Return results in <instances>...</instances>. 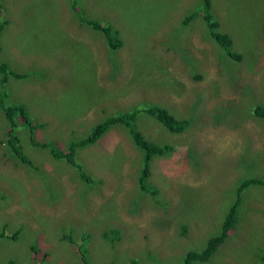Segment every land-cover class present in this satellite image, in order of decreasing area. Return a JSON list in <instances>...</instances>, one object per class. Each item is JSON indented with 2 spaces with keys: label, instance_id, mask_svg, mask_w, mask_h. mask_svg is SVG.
<instances>
[{
  "label": "rangeland",
  "instance_id": "1",
  "mask_svg": "<svg viewBox=\"0 0 264 264\" xmlns=\"http://www.w3.org/2000/svg\"><path fill=\"white\" fill-rule=\"evenodd\" d=\"M204 12L238 61L209 38ZM0 19V64L29 75L7 80L4 102L42 126L35 141L65 151L136 106L187 123L171 134L137 118L148 141L173 149L151 160L152 196L137 187L141 156L119 126L76 148L74 165L17 126L20 158L0 109V264H79L77 246L86 264H180L219 235L241 183L264 179V0H209L208 10L201 0H0ZM82 19L109 24L120 46ZM240 189L234 229L193 264H264V184Z\"/></svg>",
  "mask_w": 264,
  "mask_h": 264
},
{
  "label": "trees",
  "instance_id": "2",
  "mask_svg": "<svg viewBox=\"0 0 264 264\" xmlns=\"http://www.w3.org/2000/svg\"><path fill=\"white\" fill-rule=\"evenodd\" d=\"M202 6L204 8L207 7L209 0H201ZM191 16L186 17V20H190ZM202 19L206 24L207 35L210 39L217 42L224 51V56L228 60L231 61H238L239 56L235 55L234 53L229 50V46L231 44L230 40L226 38L225 35H221L218 33L217 28L218 24L213 19L212 15L208 12H204L202 14ZM83 24L90 26L93 30L100 31L104 37V41L108 48L116 49L120 46V42L117 39V32L116 30H111L112 28L109 24L105 23L104 25H100L96 21H90L82 19L81 21ZM6 21L0 19V31L3 29ZM261 33L264 38V19L261 24ZM28 78L29 75L26 74H17L12 73L8 66L4 63L0 64V109L4 115V118L7 123L6 129V143L10 147V149L17 154L20 158H23L19 152L16 150V146L18 145V138L16 136V128L17 126L24 127L28 132V138L30 142L34 146H42L46 147L49 150L50 155L53 158L61 159L62 161L66 162L67 164L74 165L71 159L72 152L75 151L76 148L86 147L89 145L94 144L102 135L103 133L111 126L117 125L125 133L128 135L133 147L140 153V169L139 174L137 177V187L138 189L146 194H150L152 196L157 194L156 189L152 188L148 183L147 179L149 177V168L151 160L155 157H163L173 151L172 147L167 144L157 145L153 142L148 141L141 133L140 130L135 125L137 118L140 114H145L146 116L152 117L155 121H158L169 133L171 134H178L183 132L186 128L187 123L184 120H175L166 110L163 108H159L156 106H146V107H133L127 112L116 113L113 115L106 116L103 121L95 124L87 136L78 140V141H70L67 143L65 151L61 150L57 145L54 143H42L39 141H35L34 135L36 131L40 129L42 126L40 124L33 123L28 116L27 108L25 105L20 103L5 104L4 100L6 101V93L4 92V84L7 82L9 78ZM262 118H264V113H258ZM19 158V159H20ZM22 161L24 159H21ZM78 175L81 181L89 182L87 175L80 169H78ZM249 184H264V179H249L241 183L240 187L236 189V199L232 203L231 207L227 211L224 216L222 227L219 232V235L209 239L203 248L200 251H190L186 253L183 260L180 264H193V263H206L207 260L211 257L212 254L215 253L221 242L227 237L230 230L234 229L235 226V216L236 215V208L239 204V197L238 194L243 188ZM18 231L10 235V238L14 239L17 236ZM111 235L113 240H118L117 235L118 232L116 230H111ZM3 236L2 232H0V237ZM111 239V240H112ZM77 252L80 257L79 264H86L84 260L83 254L79 251V246H77ZM37 252H33V258L35 260V256ZM38 256H41L38 254ZM127 264H136L135 260L128 261Z\"/></svg>",
  "mask_w": 264,
  "mask_h": 264
}]
</instances>
